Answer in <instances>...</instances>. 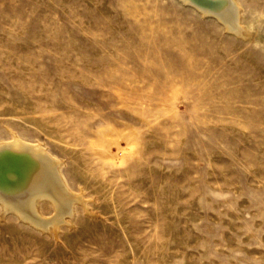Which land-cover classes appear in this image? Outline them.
<instances>
[{"label": "rangeland", "instance_id": "rangeland-1", "mask_svg": "<svg viewBox=\"0 0 264 264\" xmlns=\"http://www.w3.org/2000/svg\"><path fill=\"white\" fill-rule=\"evenodd\" d=\"M238 1L264 20V0ZM14 137L66 161L84 210L56 232L0 221V264H264V44L215 17L0 0V141Z\"/></svg>", "mask_w": 264, "mask_h": 264}, {"label": "bare ground", "instance_id": "bare-ground-1", "mask_svg": "<svg viewBox=\"0 0 264 264\" xmlns=\"http://www.w3.org/2000/svg\"><path fill=\"white\" fill-rule=\"evenodd\" d=\"M180 1L203 15L215 17L227 30L245 40L264 44V20L260 21V15L245 20L249 16L238 0ZM33 144L19 137L0 141V221L14 216L28 227L42 231L56 232L57 228L59 231L61 223L71 228L81 200L72 191L63 167L66 161L42 143Z\"/></svg>", "mask_w": 264, "mask_h": 264}]
</instances>
